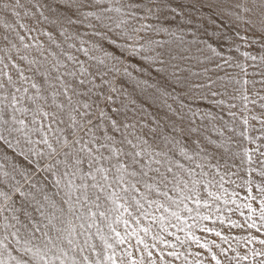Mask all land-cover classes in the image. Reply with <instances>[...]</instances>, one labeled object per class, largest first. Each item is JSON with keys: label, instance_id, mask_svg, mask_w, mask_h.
<instances>
[{"label": "snow or ice", "instance_id": "obj_1", "mask_svg": "<svg viewBox=\"0 0 264 264\" xmlns=\"http://www.w3.org/2000/svg\"><path fill=\"white\" fill-rule=\"evenodd\" d=\"M0 264H264V0H0Z\"/></svg>", "mask_w": 264, "mask_h": 264}]
</instances>
